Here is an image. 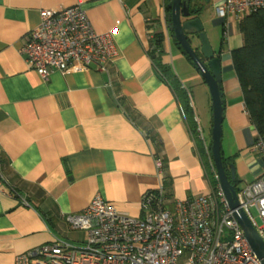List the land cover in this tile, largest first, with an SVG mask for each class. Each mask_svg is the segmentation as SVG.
<instances>
[{"label": "crops", "instance_id": "obj_1", "mask_svg": "<svg viewBox=\"0 0 264 264\" xmlns=\"http://www.w3.org/2000/svg\"><path fill=\"white\" fill-rule=\"evenodd\" d=\"M219 1L205 0L199 17L223 28L224 41L213 49L221 65V150L244 186L264 178V168L230 55L242 44L238 22L206 8L214 13ZM77 4L96 33L113 32L117 53L103 70L54 71L45 81L28 67L24 38L39 24L40 10ZM167 6V0H0V264H15L17 255L51 242L82 244L86 232L64 217L96 195L118 213L140 217L143 192L162 183L156 154L174 200L208 193L186 119L159 67L188 90L195 112L192 88L205 83L170 38ZM156 34L163 36L159 49ZM198 87L208 119L202 125L195 118L208 145L211 99Z\"/></svg>", "mask_w": 264, "mask_h": 264}, {"label": "built area", "instance_id": "obj_2", "mask_svg": "<svg viewBox=\"0 0 264 264\" xmlns=\"http://www.w3.org/2000/svg\"><path fill=\"white\" fill-rule=\"evenodd\" d=\"M263 7L264 0H220L214 4V11L218 18L234 16L239 24L243 17ZM39 15V24L24 38L22 52L28 67L43 80L54 71L86 72L92 65L103 70L116 55L113 32L96 33L79 4L42 9ZM197 134L204 141L200 126ZM253 149L264 168V138L255 142ZM209 163L216 184L211 186L208 179V193L170 204L161 183L157 189L143 192L140 217L120 214L96 195L81 211L64 217L73 229L86 232L82 244H43L17 255L15 264H261L220 186L213 161ZM163 165L156 157L162 179ZM4 183L0 165V191ZM237 199V209L245 212L264 239V178L237 190Z\"/></svg>", "mask_w": 264, "mask_h": 264}, {"label": "trees", "instance_id": "obj_3", "mask_svg": "<svg viewBox=\"0 0 264 264\" xmlns=\"http://www.w3.org/2000/svg\"><path fill=\"white\" fill-rule=\"evenodd\" d=\"M204 4L205 0H190L189 10L191 12V16L199 17L204 9ZM166 9L168 12L170 11L168 6ZM238 26L242 44L239 48L231 51L230 55L248 119L254 127L255 143L260 138H264V7L243 17L242 20L239 21ZM162 37L163 36L161 34H156L154 37V45H156V48L158 49L161 47ZM174 44L193 67L192 61L183 51L181 46L175 42ZM194 48L198 55L201 56L198 46H194ZM159 67L162 69L163 74L167 77L168 82L175 92L180 109L191 132L192 139L195 144V152L199 156L205 176L208 177L210 185L214 186L216 184V180L213 176V168L209 163H212L210 152L211 141L209 139L208 145H206L205 140L203 141L198 139L197 128L199 125L191 105L190 94L188 90L182 86L177 77L169 72V69L166 66L159 64ZM205 146H207L208 150H205ZM221 156L222 164L229 176L230 170L228 166L229 164H233V160L231 158L224 157L222 150ZM156 157L161 158L158 154H156ZM237 182L238 180L236 178L235 184H237ZM162 184L165 195L171 204L174 200L170 191L171 182L168 175H166L164 171Z\"/></svg>", "mask_w": 264, "mask_h": 264}, {"label": "water", "instance_id": "obj_4", "mask_svg": "<svg viewBox=\"0 0 264 264\" xmlns=\"http://www.w3.org/2000/svg\"><path fill=\"white\" fill-rule=\"evenodd\" d=\"M189 6L190 0H168L170 11L167 16V28L170 38L181 46L192 61L194 70L199 73L208 88L212 109L210 152L215 172L231 208L234 209V216L242 228L250 248L261 264H264V239L254 228L245 212L237 209L235 167L233 164H229L230 174L228 176L222 164L221 139L224 106L222 104L220 58L214 54L200 17H192ZM193 43L198 46L201 56L196 52Z\"/></svg>", "mask_w": 264, "mask_h": 264}, {"label": "rangeland", "instance_id": "obj_5", "mask_svg": "<svg viewBox=\"0 0 264 264\" xmlns=\"http://www.w3.org/2000/svg\"><path fill=\"white\" fill-rule=\"evenodd\" d=\"M206 8L210 10L211 15L214 17L215 12L212 13L213 10L211 9V6L209 4H206ZM201 17H203V16L201 15ZM202 24H203L204 32L206 33V35L208 37V40L211 44L212 49L217 50L219 45H221L224 41L223 28L221 26L213 25L212 21L207 22L204 20V22ZM178 68H180V66ZM198 86H202L203 88H205V90L208 94H209V91H208L206 84H203V83H200L198 85H194L192 88V93H193L192 94V101L194 104L195 113H196L197 117L200 118L201 124L204 125V123L208 119V111L205 112V101H206V99H205L204 94L201 93V90L199 89ZM190 87H191V85H190ZM209 128H210V130L207 133H208L209 139H210L211 127L209 126ZM205 133H206V131H205ZM210 141H211V139H210ZM242 187H243L242 183L238 182V184H237L238 191H240L242 189ZM251 212H252L253 217L256 218V214H255L254 210H251ZM256 220H257V218H256Z\"/></svg>", "mask_w": 264, "mask_h": 264}]
</instances>
